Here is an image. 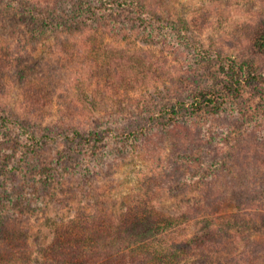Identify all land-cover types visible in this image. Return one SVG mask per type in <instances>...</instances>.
Listing matches in <instances>:
<instances>
[{"label": "rangeland", "instance_id": "1", "mask_svg": "<svg viewBox=\"0 0 264 264\" xmlns=\"http://www.w3.org/2000/svg\"><path fill=\"white\" fill-rule=\"evenodd\" d=\"M61 7L59 15L72 9ZM152 8L167 21L187 18L189 29L140 22V8L121 6L58 32L32 17L11 21L0 8V117H10L0 127V228L19 217L10 227L22 230L16 249L26 264H54L61 228L121 219L142 197L170 215L200 206L197 218L167 228L165 242L186 243L174 264H264L262 86H244L218 112L183 108L191 142L171 134L166 112L179 99L222 93L216 47L264 75V0H156ZM71 114L109 136L65 141L58 124ZM23 126H40L39 149ZM122 126L128 134L118 137ZM153 131L162 158L142 144ZM161 184L169 190L153 195Z\"/></svg>", "mask_w": 264, "mask_h": 264}, {"label": "trees", "instance_id": "2", "mask_svg": "<svg viewBox=\"0 0 264 264\" xmlns=\"http://www.w3.org/2000/svg\"><path fill=\"white\" fill-rule=\"evenodd\" d=\"M6 1L8 4H12V7H6L11 21H19L18 16H21V19L32 17L46 25L54 26L58 32L80 27L81 24L88 26L87 20L89 24L90 22L93 23L91 18L94 21H96L95 18L101 20L105 17V12H108L107 15H109L121 6L140 8V22L149 23L150 20H154L160 24L167 21L162 15H156L153 11L152 7L156 0H93L91 2L90 0H81L79 4H76L77 0H1L0 8L3 10L6 9L2 7V5H7ZM63 5H71L72 9L65 10L66 15H59L58 10H64L61 7ZM172 20L167 21L169 27L177 24L179 29L185 27L189 29L187 18ZM213 52L220 63L221 70L227 77L222 93L215 95L210 91L201 92L195 95L192 100L179 99L167 107L166 112L171 114L172 118L170 123L174 124L170 127V132L177 136L179 142H182V137H187L188 142L195 140L192 127L179 123L183 108L196 114L208 110L218 112L221 106L231 98H239L246 85L258 84L264 90V75L258 73L249 60H238L217 47ZM119 64L117 62V66ZM38 94L40 95V93ZM163 113L161 110L162 115H164ZM13 116H16L15 120L18 121V115L13 114ZM70 117V121L60 120L61 124H58V127H62V136L65 141L76 143L79 139L86 144L96 145V143L104 141L110 132L103 134L99 130H89L72 114ZM4 121H10V117H0V127L5 126ZM24 127L29 129L27 126ZM123 128L125 127L122 126V131L117 134L115 131V135L118 137L127 135V130ZM29 130L28 132L24 129V132L27 136L26 139L31 140V142L42 134L40 126ZM154 135L155 131L147 136L142 144L148 154L156 155L155 153H159V157L162 158L163 152L156 147L157 143L160 147L162 144L157 142ZM40 142L41 140L37 139L33 143L34 149L40 148ZM150 190L153 195H160L162 190L166 191L169 188L168 185L161 184L155 185ZM213 195L219 196V193H216L215 190ZM142 198L136 201L135 206H133L134 211L125 214L121 219L114 216L106 218L108 215L104 217L100 215L99 218L95 217L94 220H91L89 225L82 226L84 228L82 232H78L79 227L75 231L72 228L70 230L61 228L56 243L51 247L57 250L54 264H90L97 255L104 256V264H174L177 258H180L187 251L184 247L186 243L165 242L167 228L183 225L190 216L197 218L200 206L186 207L176 214L170 215L157 210L156 206L151 204L147 198L144 200ZM19 222V217L15 216L6 222L8 226L4 223V228H0L2 235V238L0 236V264H26L25 254L22 250L16 249L22 247L18 245L24 240L22 230L15 228L12 231L13 227H10L19 224ZM194 244L197 248V243ZM51 260L54 261L53 258Z\"/></svg>", "mask_w": 264, "mask_h": 264}]
</instances>
